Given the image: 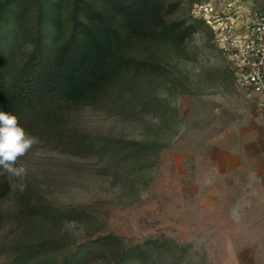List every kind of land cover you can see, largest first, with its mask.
Returning <instances> with one entry per match:
<instances>
[{
	"label": "rangeland",
	"instance_id": "1",
	"mask_svg": "<svg viewBox=\"0 0 264 264\" xmlns=\"http://www.w3.org/2000/svg\"><path fill=\"white\" fill-rule=\"evenodd\" d=\"M38 1L9 14L0 30L12 71L40 31L50 40ZM200 1L169 0V19L186 20L193 33L182 43L136 41L108 95L52 105L46 119L20 124L37 142L18 162L23 181L0 168L12 186L0 199V264H12L22 237L41 234L62 240L51 264L105 234L127 249L151 242L143 264H264V186L256 181L264 118L235 85L209 27L191 17ZM23 192L62 213L33 226L16 214ZM86 251L73 264H113L108 250Z\"/></svg>",
	"mask_w": 264,
	"mask_h": 264
},
{
	"label": "trees",
	"instance_id": "2",
	"mask_svg": "<svg viewBox=\"0 0 264 264\" xmlns=\"http://www.w3.org/2000/svg\"><path fill=\"white\" fill-rule=\"evenodd\" d=\"M31 1L0 0V30L9 14L26 11ZM37 7L39 21L52 28L49 42L40 31L32 52L14 71L10 55L0 48V110L16 115L20 124L46 119L52 105H81L108 95L132 64L129 50L136 41L158 37L182 43L194 31L184 19H169L176 9L169 0H72L68 5L39 0ZM11 191L0 175V199ZM15 208L33 226L62 213L29 192L19 195ZM61 242L50 234L22 237L13 246L11 263L51 264L47 257ZM150 243L127 249L118 236L105 234L80 244L62 264H73L85 249L108 250L113 264H143L150 258Z\"/></svg>",
	"mask_w": 264,
	"mask_h": 264
},
{
	"label": "built area",
	"instance_id": "3",
	"mask_svg": "<svg viewBox=\"0 0 264 264\" xmlns=\"http://www.w3.org/2000/svg\"><path fill=\"white\" fill-rule=\"evenodd\" d=\"M191 17L209 27L235 85L264 118V0H203L192 6Z\"/></svg>",
	"mask_w": 264,
	"mask_h": 264
},
{
	"label": "clouds",
	"instance_id": "4",
	"mask_svg": "<svg viewBox=\"0 0 264 264\" xmlns=\"http://www.w3.org/2000/svg\"><path fill=\"white\" fill-rule=\"evenodd\" d=\"M36 142V138L20 125L16 115L0 110V168L23 181L27 170L18 162ZM21 187H23L22 183Z\"/></svg>",
	"mask_w": 264,
	"mask_h": 264
},
{
	"label": "crops",
	"instance_id": "5",
	"mask_svg": "<svg viewBox=\"0 0 264 264\" xmlns=\"http://www.w3.org/2000/svg\"><path fill=\"white\" fill-rule=\"evenodd\" d=\"M261 118L262 117L258 114L257 119L261 121ZM261 141L262 140L260 139L259 140V143L260 144H261ZM257 168L260 169L261 172H258L257 173V175H256V181L264 186V163H261Z\"/></svg>",
	"mask_w": 264,
	"mask_h": 264
}]
</instances>
